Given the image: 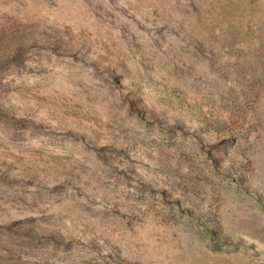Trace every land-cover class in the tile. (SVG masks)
<instances>
[{"label": "rangeland", "instance_id": "rangeland-1", "mask_svg": "<svg viewBox=\"0 0 264 264\" xmlns=\"http://www.w3.org/2000/svg\"><path fill=\"white\" fill-rule=\"evenodd\" d=\"M0 264H264V0H0Z\"/></svg>", "mask_w": 264, "mask_h": 264}]
</instances>
